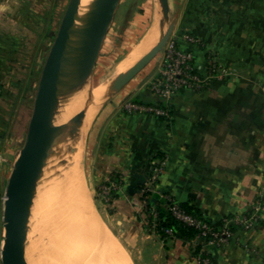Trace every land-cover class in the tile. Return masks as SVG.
I'll use <instances>...</instances> for the list:
<instances>
[{
	"label": "crops",
	"instance_id": "crops-1",
	"mask_svg": "<svg viewBox=\"0 0 264 264\" xmlns=\"http://www.w3.org/2000/svg\"><path fill=\"white\" fill-rule=\"evenodd\" d=\"M39 1L0 0V83L4 91L13 90L8 85L9 74L15 70V56L23 47L11 24L22 23L21 8H36ZM167 1L173 36L180 45L188 46L179 38L180 32L197 35L199 45L190 46L197 66L203 65L207 50L236 74L206 89L180 90L169 103L168 118L123 108L129 99L158 103L146 86L149 74L131 78L115 92L109 91V84L90 120L95 149L93 181L101 182L111 171L125 177V187L111 204L109 218L114 239L131 264H197L191 253L196 242L175 236L163 240L144 230L137 218L141 193L134 185L145 181L155 164L161 166L157 192L196 206L215 226L228 215L245 212L258 193L264 204V0ZM157 22L153 15L151 25L125 58L128 63L124 67L134 64L156 42ZM154 25L156 36L130 59ZM4 95L0 98V141L13 132L9 111L14 101L8 102ZM3 160L0 247L4 233L1 207L11 171L4 169L7 160ZM249 241L252 252L232 241L201 250L213 264H264V211L261 223L249 233Z\"/></svg>",
	"mask_w": 264,
	"mask_h": 264
},
{
	"label": "rangeland",
	"instance_id": "rangeland-1",
	"mask_svg": "<svg viewBox=\"0 0 264 264\" xmlns=\"http://www.w3.org/2000/svg\"><path fill=\"white\" fill-rule=\"evenodd\" d=\"M67 2L68 0H40V5L37 4L36 8H21L22 20L20 22L22 23L11 24V30H14L13 34L20 35L17 39L20 42L22 41L21 45L23 47L22 51L15 56L13 62V65L16 66L15 70L9 74L10 82L8 85L13 87V90L9 88V92L4 91L0 83V98L4 99L3 95L6 94L4 96L9 98L8 102L14 101L13 108L9 111L13 132L2 136L3 139L0 141V170L2 166L1 161L4 158L7 160L4 164V169L6 167V169L11 170L13 156L18 153L22 146L40 71ZM153 15L158 17L159 38L160 34L168 27L172 18H163L158 0H120L103 39L96 61L91 72L86 77L88 83L86 92L89 93V88L100 82H105L109 79L113 82L121 72L131 66L124 67L128 63L125 61V58L151 25ZM173 31L172 29L171 35ZM212 54L215 60L219 64H222L217 60V55L213 52ZM161 55L162 50L140 69L133 78H142L145 74H149L146 83V86L149 88L148 83L156 73ZM204 66L205 63H203L200 70H204ZM235 74L232 76H235ZM232 76L222 77L220 80L215 79L206 88L211 87L215 83L224 82ZM111 81H108L109 84H112ZM75 90H72L73 94L76 92ZM72 116L67 119L68 121L66 120V124L61 126V129H59L54 137L45 158L41 175L26 207L28 264H67V261H69L68 264H108L106 261L109 259L114 261L113 257L106 254L104 248L102 246V248L99 247L95 239L90 237L92 236L93 229L91 231L89 222L85 221L84 224H86L81 229L84 234L86 233V236L83 239H79L81 241H76L75 237L78 231L71 226L72 222L75 223V212L72 211L69 214L70 216L66 213L63 214L66 207L61 202H64V198L62 197L67 193V190L64 191L62 188V178L67 171L65 166L72 153V144L79 135H73L72 133L75 129L74 124L70 122L72 121ZM91 123L89 121L88 127L83 134L82 149L80 148V157H78L77 164L79 166L78 169L80 168L81 183L84 186L85 197L87 201L89 200L88 203L92 214L96 217L97 222L114 239L109 213L112 211L111 204L115 201L118 194L121 191L123 192L125 181L122 182L120 189L115 190L107 196H103L99 188L106 181L112 179V171L109 172L104 180L94 183L93 150L95 149L92 147L91 132H93V127L91 128ZM3 132L4 128L1 134ZM148 179L149 177L140 183L152 194L160 196L156 187H151ZM59 184L61 186H57ZM57 187H60V189ZM140 193L141 204L136 209L137 218L144 230L157 233L154 227L157 207L154 204H150V210L146 211L144 208L146 199L142 198V191ZM119 247L124 258H127H125L127 264H131L127 252L121 246Z\"/></svg>",
	"mask_w": 264,
	"mask_h": 264
},
{
	"label": "water",
	"instance_id": "water-1",
	"mask_svg": "<svg viewBox=\"0 0 264 264\" xmlns=\"http://www.w3.org/2000/svg\"><path fill=\"white\" fill-rule=\"evenodd\" d=\"M119 2H67L40 71L22 146L7 178L2 202L1 264H28L27 204L52 141L66 123L60 121L59 114L66 101L77 96L72 93L75 86L91 72ZM158 4L163 18L168 19V1L158 0ZM172 29L173 23L170 22L150 50L117 76L110 87L111 92L119 90L162 50ZM81 98L83 103L72 116L73 135L79 134L89 105L87 94Z\"/></svg>",
	"mask_w": 264,
	"mask_h": 264
},
{
	"label": "built area",
	"instance_id": "built-area-1",
	"mask_svg": "<svg viewBox=\"0 0 264 264\" xmlns=\"http://www.w3.org/2000/svg\"><path fill=\"white\" fill-rule=\"evenodd\" d=\"M175 39L176 37L172 34L166 41L162 49V55L158 62L156 73L148 83V89L158 97L160 102L169 104L174 94L180 90L204 89L211 85V82L213 83L215 79L220 80L222 77H229L235 74V70L219 64L215 60V57L211 55L206 58L205 66L203 67L204 70H200L202 66H197L192 52L177 47ZM181 39L188 43L197 42L193 36L187 33H183ZM156 104H141L129 99L123 103V108L128 111L151 112L163 118H168L169 110ZM160 170L161 166L156 164L151 168V175L148 179L151 187L155 186L156 178ZM122 182L123 175L119 174L106 181L99 188L100 193L103 196L110 195L122 187ZM262 201L261 193H258L249 207L248 214L241 213L231 218H224L223 225L217 231L200 220L186 214L174 204L170 207V210L174 216L200 230L192 238V241L198 242L203 237L208 236V239L202 242L201 248L219 247L232 241L241 244L245 251L252 252L253 249L249 241V233L254 230L258 221L261 220L262 212L264 211ZM230 224H234L238 228L230 230L228 227ZM166 234L167 237L174 236L168 229L166 230ZM205 254L204 251L200 250L199 253L194 255L195 262L197 264H213L212 260Z\"/></svg>",
	"mask_w": 264,
	"mask_h": 264
},
{
	"label": "bare ground",
	"instance_id": "bare-ground-1",
	"mask_svg": "<svg viewBox=\"0 0 264 264\" xmlns=\"http://www.w3.org/2000/svg\"><path fill=\"white\" fill-rule=\"evenodd\" d=\"M82 1L85 4L89 2V0H82ZM156 33H157V25H154L151 28V30L147 32V34L144 36L140 45H138L135 51H133L128 57L132 59L139 50L143 49L144 46L148 44L153 37L156 36ZM109 80L111 81V79ZM108 81L100 82L90 87L89 88V92L91 94L90 96H89V93L85 91L86 88L88 87V83L86 79L78 83L75 86L76 92L73 94L77 96H75L73 99L67 100L59 114L60 121H66L82 105L83 100L81 97H84L85 94L88 95L89 105L83 117V123L80 127L79 135L78 137H76V139L74 140L72 144V153L70 154L69 159L65 166L67 171L62 178V182H63L62 188L64 189V191L67 190V193L64 194V196L62 197L64 198L63 199L64 202H61V203H64L66 207V208L64 207L65 210L62 209L65 211V212L63 211V214L66 213L68 214V216H70L69 214L72 211L75 212V218H74L75 223L72 222V224L71 223L69 224H71L72 228L74 229L76 228L78 231V234L75 237L76 241H81L79 239H83L86 236L85 235L86 233L84 234L81 229L84 228L86 224V223L84 224V222L87 221L90 224L91 231L93 229V233L91 232L92 236L90 237H93L95 239V242L99 245V247L102 246L104 248L105 253L110 255L114 259V261L113 260L111 261L109 259L108 261H106V263L108 264H121V263L127 264L125 260L126 257L124 258L123 254L121 253L118 242L115 239H113V237L110 236V234L97 222L94 214H92L91 207L89 206V203H88L89 200L87 201V198L85 197V192L83 190L84 186H82V183H81V176H80V171H79L80 168L78 169L79 166L77 164L78 157H80L79 151H81L80 148L82 147L81 145H82V140H83V134L85 132V129L88 127V123L90 119L92 118L93 114L95 113V111L97 110L99 104L103 101V99L106 97V94L108 93V86H109ZM109 91L111 90L109 89ZM57 186H61V185L59 184ZM57 188L60 189V187H57ZM68 263L69 261H67V264Z\"/></svg>",
	"mask_w": 264,
	"mask_h": 264
},
{
	"label": "trees",
	"instance_id": "trees-1",
	"mask_svg": "<svg viewBox=\"0 0 264 264\" xmlns=\"http://www.w3.org/2000/svg\"><path fill=\"white\" fill-rule=\"evenodd\" d=\"M183 33H187V34L193 36L197 40V42L196 43H188V42L182 40L181 35ZM178 36L188 46H186V47L181 46L179 39H175L176 46L181 48V49L192 52V54L194 55V60H196L195 54H194L193 50L190 48V46H198L199 45L197 35L192 31H182L179 33ZM207 55L213 56L212 52L206 50L204 63L206 61ZM217 60H219V59H217ZM132 101L139 102L138 100H134V99ZM156 105L163 107V108H167L170 112V105L169 104H164L163 102L158 101V103ZM119 174L120 173H118L116 171H112L111 172V178L116 177ZM124 181H125V177L123 176V182ZM134 187H135V189L142 191V198L144 197L146 199V203L144 204V208L146 211L150 210V207H151L150 204L156 205L157 214H156V220H155V226L154 227H155V231L159 234V236L163 240H165L167 238V234H166L167 229L170 230L171 233L175 237L181 238L183 240H190V239L194 238L195 235L200 231L198 228L191 226V225H188L185 222H183L181 219L174 216L170 210V207L173 204L176 205L177 208L183 210L186 214H188V215L196 218L197 220H200L201 222L207 224L208 226H210L215 231L219 230L221 228V226L223 225V222L218 226L213 225L207 218L203 217L200 210L192 204H189L187 202H176L173 199L169 198L166 193H161L160 196L158 194H156V195L152 194L140 182H137L134 185ZM248 213H249V208L245 212H243V214H248ZM233 216H236V215L235 214L234 215H228L226 218H231ZM260 223H261V220L258 221L255 228H257V226ZM228 227L230 228V230H235L238 228L234 224H230ZM207 239H208V236H205L202 238V240L196 242L195 245L192 247L191 253L193 255H196L197 253H199V251L201 250L202 242L204 240H207ZM205 255L208 256V254H205Z\"/></svg>",
	"mask_w": 264,
	"mask_h": 264
}]
</instances>
